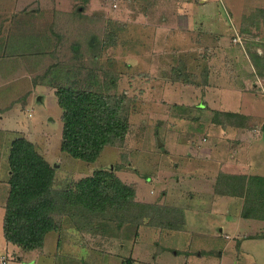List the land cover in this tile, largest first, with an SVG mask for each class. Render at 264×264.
Segmentation results:
<instances>
[{"label":"rangeland","instance_id":"374dc122","mask_svg":"<svg viewBox=\"0 0 264 264\" xmlns=\"http://www.w3.org/2000/svg\"><path fill=\"white\" fill-rule=\"evenodd\" d=\"M53 1L6 0L3 4L0 0V187L3 188L10 178L12 142L26 137L57 170L55 181L60 188L92 175L97 169L112 170L124 182H129L133 180L135 167L138 174L154 170L158 174V179L150 183L136 181L142 197L151 195V190L158 195L165 189L167 196L163 201L174 194L172 199L179 206L186 190L197 196L207 190L219 192L221 186L226 185L229 173L220 170L212 188H202L198 179H190L193 175L197 177L195 169L202 164L188 153L191 151L189 141L199 133H202L200 137L209 136L205 133V125L219 114L206 104L200 105L206 102L200 89L210 85V59L221 54L220 45L213 44L225 38V48L237 45L235 51L244 54L246 50L244 55L264 49L261 41L264 40V15L259 1L58 0L56 8L52 7ZM231 2V6L236 5L235 14L230 9ZM259 63L264 74V58H260ZM221 65L225 66L218 63L219 67ZM215 81L236 87L239 84L231 79H219V76ZM60 86L123 96L131 125L125 141L106 148L95 162L76 159L63 152V109L56 95ZM164 88L165 94L157 96V100L155 95ZM225 99L226 93L219 89H214L209 96L210 101ZM256 107L261 108V105ZM221 118L228 121L223 114ZM206 127L208 130L209 125ZM221 139L215 142L220 145ZM222 145L226 147L225 143ZM184 170L186 175L182 173ZM3 193L4 189L2 196ZM6 195L7 192L2 199ZM203 196L202 206L209 207ZM257 197L255 189L251 203L263 212ZM166 204L160 205L164 210H156L155 222L162 221L166 213L168 219L174 215L164 207ZM182 208L188 212L190 224L197 223L195 212L198 209L192 212L189 207ZM258 220L262 222L244 225L240 221L239 226L243 231L257 232L255 235L264 234V220ZM224 221L222 211L218 218L210 220L217 231L225 227L224 233L233 238L238 224L225 226ZM141 226L130 223L117 227L116 223L108 222L103 228L98 224L97 229L116 238L109 241L112 251L124 255L117 239L123 238L124 243H129ZM202 227L200 222L197 230ZM152 233L149 228L141 231V257H146L150 249L148 241H155L156 248L158 242V248L166 246L158 264H185L190 249L184 233L163 239ZM232 241L201 235L192 239L191 249L223 245L227 249L222 259L225 264H233L230 258L239 257L243 259L241 264H264V243L248 241L246 249L249 251L239 256L231 247ZM5 242L0 238L1 254ZM229 251L230 258L227 257ZM9 253V264H17L16 258L13 260L14 252L10 250ZM218 257L211 260L210 256L204 258L196 253L193 264H218L221 260ZM110 259L109 264L121 262L117 255H110ZM125 260L130 261L128 257ZM151 260L149 256L135 264H150Z\"/></svg>","mask_w":264,"mask_h":264},{"label":"crops","instance_id":"0c3cea01","mask_svg":"<svg viewBox=\"0 0 264 264\" xmlns=\"http://www.w3.org/2000/svg\"><path fill=\"white\" fill-rule=\"evenodd\" d=\"M258 1L260 11L264 15V0ZM2 2L5 4L6 0H2ZM244 2H246V0H244ZM232 4L231 2L230 6ZM57 6L58 0H54L52 7L56 8ZM230 9L235 14L236 5L231 6ZM262 28H264V26ZM222 39H218L216 43L213 44L214 46L220 45V48L217 49L221 51V54L219 57L218 54L210 59L212 64L210 68V85H207L204 89H200L206 100L205 103L202 104L201 102L200 105L206 104L208 108L215 110L219 114H217L215 120H211V123L206 124L209 125L208 130L205 125V133L208 132L209 136L200 137L199 135L202 133H199L198 136L190 139V144L186 143L191 146V151L189 150L188 152L190 156L202 164L195 169V175H197V177H194L191 173L193 176L190 177V179H198V185L202 188L206 186L212 188V186L215 185L216 174L220 170L232 176L264 177V130L262 128L264 124V75L258 73L252 60L251 53L248 52L247 55H244L246 50L244 54L237 53L238 50L235 51V49L239 47L237 45H235L234 48L227 49L224 47L227 45V42L225 38ZM261 41L264 43V40ZM257 54L260 58H264V56H262L264 55V49H259ZM218 63H223L225 66L221 65L219 67ZM218 76L219 79H231L234 83L236 81L239 82V84L236 87L231 84L228 85L227 83H217L215 78ZM242 86L243 88L241 89ZM214 89H219L226 93V99L223 101H210L209 96L214 92ZM158 91L159 90L156 92ZM164 94L165 88L159 91L155 96L157 97ZM233 95L235 96L233 97ZM152 100H155V98L153 97ZM157 100H159L158 97ZM259 105H261V108L256 107ZM225 112L237 114L235 116L236 118H228V121H223L221 115H224ZM222 136L223 140L221 139ZM218 138L225 143V148H223V143L219 145L218 142H215ZM108 147L109 146H106L104 150ZM158 168L159 167H156L155 169L158 170ZM136 171L139 172L138 168L134 167L132 169V173H134L132 181H125L136 189V199L157 206L168 202L164 207L174 213V215L168 220L166 218L156 222L147 219L144 222L145 225L137 228L133 240H130L129 243H124L123 238H118L117 240L121 246L120 251L123 252L124 250V255L112 251V246L109 241L116 238L112 239L108 237V232L105 231L98 234L81 232L74 225H70L69 222H66L62 229L48 233L44 245L41 248L25 250L8 242L4 235L5 204L10 191L9 179H7V184L3 188L0 187V238L3 237L6 241L2 247L3 254L0 253V259L4 257L9 264L10 259L7 257L10 255V250H12L14 252L13 260L16 258L17 264H109L111 262L110 255L119 256V260L121 261L120 264H135L141 261L142 258H148L149 256L152 257V260L149 262L150 264H158V260L166 249V246L159 247V249V242L156 248L155 241H148L150 249L147 250L146 257H141V254H143L141 251L143 240V238H141V231L143 229L148 230V228L153 230L152 235L154 237L157 238L158 236V238L161 237L162 239L174 237L175 235L180 236V234L184 233L188 239V249H190L185 264H193L196 253H199L200 257L204 256V258L210 256L212 257L211 260L219 256L221 260H219L218 257V264L226 263V261L222 260L225 257L224 254L227 252V249L223 245L215 248L210 247L208 249L192 251V239L201 235L210 236L211 238L223 237L225 239H233L230 243L231 247L237 251L239 256L249 251L246 249V243L248 241L253 240L255 243H264V238H246V236L255 235L254 233L257 232L243 231L239 226L240 221L241 224L244 225L262 222L258 219H246L242 217L245 204L244 197L219 194L213 190V192H210V190H207V192L203 191L197 196V194H192L191 191L188 190V192L186 190V192L182 194L178 206L172 199L174 194L168 196V199H170L169 201L168 199L163 201L167 196L165 193L167 191L165 189H162L161 193L158 195H155V192L151 190V195L142 197L138 190L139 183L137 184L136 181L145 180L150 183L153 182L154 179H158V174L155 170L152 173L148 172L149 174L143 172L138 174ZM182 173L186 175L187 171L184 170ZM177 180H179L178 177ZM3 189L4 193L2 196ZM6 192L7 195L5 199H2ZM203 194L206 196L204 202L208 204L209 207H205L204 204L202 206L201 204L204 197ZM196 196L199 198L194 201V198H197ZM191 199H193L192 202L190 201ZM193 202L196 203L194 204ZM183 206L189 207L192 212L198 209L195 212V215L198 216L197 223L190 224L188 212L186 213L184 208H182ZM220 211H222L225 216V226L238 224L237 229L233 231L235 234L233 238L228 233H224L225 227H221L219 231H217L215 225L210 222L213 217L218 218ZM177 213L180 216H178ZM203 213L206 216H204ZM206 219L208 220L206 221ZM200 222L203 225L202 230H197ZM209 224H212L213 227H209ZM218 232L219 235L216 236ZM11 245L17 248H11ZM177 254L180 255L179 251ZM229 254H231L230 251L227 254V257L230 258ZM125 257H128L130 261L125 260ZM230 260L233 264H241L243 259L239 257L236 260H233V258H230Z\"/></svg>","mask_w":264,"mask_h":264},{"label":"trees","instance_id":"16d2710c","mask_svg":"<svg viewBox=\"0 0 264 264\" xmlns=\"http://www.w3.org/2000/svg\"><path fill=\"white\" fill-rule=\"evenodd\" d=\"M251 56L258 73L264 75L259 68V55L252 52ZM56 95L63 109V152L95 162L106 146L125 141L131 125L123 96L70 86L58 87ZM224 115L233 118L237 114L225 112ZM9 163L10 191L5 204L4 235L8 242L25 250L41 248L48 233L62 229L66 222L81 232L98 234L105 232L97 229L98 224L102 228L108 222L116 223L117 227L130 223L141 226L147 219L154 220L156 210H164L138 201L136 189L108 169H97L92 175L57 187V170L26 137L12 142ZM226 178V185L218 193L244 197L242 217L264 220V177L228 174ZM255 189L263 212L251 203ZM166 218H169L167 213L162 219ZM246 238H264V234Z\"/></svg>","mask_w":264,"mask_h":264},{"label":"built area","instance_id":"2783aa9c","mask_svg":"<svg viewBox=\"0 0 264 264\" xmlns=\"http://www.w3.org/2000/svg\"><path fill=\"white\" fill-rule=\"evenodd\" d=\"M0 264H8L7 260L3 257L0 259Z\"/></svg>","mask_w":264,"mask_h":264},{"label":"water","instance_id":"95a60500","mask_svg":"<svg viewBox=\"0 0 264 264\" xmlns=\"http://www.w3.org/2000/svg\"><path fill=\"white\" fill-rule=\"evenodd\" d=\"M161 144V143H160Z\"/></svg>","mask_w":264,"mask_h":264}]
</instances>
